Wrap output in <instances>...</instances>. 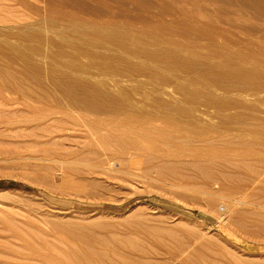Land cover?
Instances as JSON below:
<instances>
[{"label":"rangeland","instance_id":"rangeland-1","mask_svg":"<svg viewBox=\"0 0 264 264\" xmlns=\"http://www.w3.org/2000/svg\"><path fill=\"white\" fill-rule=\"evenodd\" d=\"M134 1L0 0V264H264V177L253 176L255 167L259 166L257 160L264 159V82L258 80L264 73L257 74L260 77L252 74L258 80L253 84L256 88L253 90L254 78L248 73L251 79L245 78L246 74L243 73H237L239 77L232 76V80L228 74L218 78L211 74L214 78L211 75L209 77L214 80H207L209 87L206 82L207 85L196 82L193 77L195 74L181 72L187 68L181 66L182 69L173 74L164 62L160 66L157 62L134 56L135 62L145 64L147 74L127 77L119 83L109 75L94 73V70L103 69L100 65L97 67L98 64L88 71H78L63 63L67 61L72 64L76 61L80 64L79 60L72 57V53H77V50L69 41L83 40L93 28H131L133 34L142 37L143 32L153 30L148 23H153L152 19L165 24L170 22L172 16L185 17L183 22L190 24H196L193 19L196 15V18H206V21L214 23V27H206L207 30L221 40L224 37L230 43L234 41L233 46L238 47V44L251 39L252 43L248 44L261 46V42H264V14L261 11L263 15L259 11L254 12L256 7L253 5V9L250 5L242 6L238 0H231L232 6L228 0ZM193 1L197 4L208 3L210 9L205 10L199 4H193ZM136 2L140 7L135 6ZM150 3L154 8L147 6ZM151 11L154 13L150 14ZM228 16L230 20L233 18L234 22L237 21L236 24L233 22L235 26L232 20L229 22ZM246 30L252 32L253 36L257 33L253 37L255 43L252 34ZM219 31L225 32L223 37ZM259 31H262L263 39L259 37ZM148 46L155 48L153 45ZM103 51L116 54L114 50ZM186 54V57L189 56ZM86 55L81 56L80 60L89 62L90 58H94ZM169 56L173 58L174 55ZM96 60L97 57L94 62ZM203 60L198 62L207 64ZM217 61V65L225 69V65L221 66V61ZM201 62L195 63L202 66ZM237 62L233 64L234 69L244 65L243 69L249 71L254 67L253 63L242 65ZM261 65L259 67L264 72ZM150 67L156 70V75ZM234 69L231 68L232 72H236ZM53 70L58 73L72 72L90 77L93 81L103 80L104 85L96 81L94 83L104 87L101 89L98 85L101 91L109 90L106 93L94 91V101L95 96L110 94V91L113 94L129 91L132 96L136 94L135 100L143 92L149 96L156 94L163 97L170 103L158 108V113L164 117V114L167 116L171 112L169 115L175 116L182 126L177 127L173 121L169 123L158 119L147 123L150 128L157 126V129L148 131L145 138L139 136L137 144H122V140L126 142L123 137L126 140L132 137L122 125L98 124L99 127L94 128V125L85 124L84 121H80L83 125L67 121L54 122L53 118L57 114L64 118L82 115L88 119L94 114L72 111L54 104V95L64 100L66 98L63 89L55 82ZM34 75L41 82L35 80ZM220 80L222 83L215 85L214 82ZM248 82L250 92L245 86ZM182 85L184 89L180 90ZM203 87L209 90L204 92ZM187 90L188 93L185 92ZM217 92L220 95L225 93L220 98L227 99L226 102L219 101ZM237 92L241 95H236ZM203 93L211 95L214 100L217 98L218 105L227 108V113L225 109H220L225 115L229 113L230 120L233 118L231 112H237L233 115L237 114L238 118L234 116L231 123L226 117L228 125L225 123V128L217 129L215 125L204 130V135L209 139H201V136L196 137L187 132L190 126L188 122H196L199 118L204 124L211 122L223 123L222 127L225 125V119H222L225 115H220L221 111L216 110L219 107L217 104L208 103V106H213L209 108L200 101L203 107L206 105L205 110L199 104L196 105L198 99L194 98L196 101L191 100L190 103L183 100V97H189L187 95L202 96ZM143 96H139V99ZM232 96L236 98L234 102ZM237 96L242 104L238 102ZM221 103L225 104L222 106ZM229 104L230 108L227 107ZM173 106H181L186 110H177V113ZM187 110H191L189 112L195 117ZM242 111L247 119L249 117L248 120L246 116L242 118ZM250 113L254 116L250 117ZM245 124H252L247 127L254 130H243L246 129ZM75 126L78 127L75 129ZM98 132H109L111 135L107 140H102ZM66 144H75L72 145L75 147H66ZM195 163L198 164L196 168ZM203 165H209L208 169L213 172L214 179L217 177V182L214 179L209 182L204 178L199 168ZM220 170L226 178L221 174L218 176ZM214 185L216 189L212 188Z\"/></svg>","mask_w":264,"mask_h":264},{"label":"bare ground","instance_id":"bare-ground-1","mask_svg":"<svg viewBox=\"0 0 264 264\" xmlns=\"http://www.w3.org/2000/svg\"><path fill=\"white\" fill-rule=\"evenodd\" d=\"M126 1V0H125ZM132 2L131 3H134L135 1L134 0H131ZM142 1H144V0H142ZM192 1V0H191ZM224 1V0H223ZM229 2H230V6H232L231 5V0H228ZM240 3H241V5L242 6H245V5H250V8H252V6L251 5H253L254 7H256V9H258V10H256L255 8H254V12H256V11H261L263 14H264V0H238ZM128 2V1H127ZM130 2V1H129ZM161 2V1H160ZM160 2L158 3V4H160ZM185 2V1H184ZM225 2H227V1H225ZM228 2V3H229ZM137 4H135V6H139L138 5V2H136ZM145 3V2H144ZM147 3H149V2H146V4ZM232 3H234V2H232ZM153 4H155V3H153ZM162 4V3H161ZM193 4H196V5H198L199 4V6L201 7V8H203V9H205V10H208V9H210V7H209V4L208 3H195V1H193ZM234 4H237V3H234ZM102 5V4H101ZM100 5V8H102V6ZM105 5V4H104ZM128 5H129V3H128ZM141 5V4H140ZM180 5H181V3H180ZM184 5V4H183ZM238 5V4H237ZM240 5V6H241ZM134 6V5H133ZM134 6V7H135ZM147 6H151V7H153L152 5H151V3L149 4V5H147ZM157 6H159V5H157ZM156 6V7H157ZM164 6V5H163ZM162 6V7H163ZM104 7V6H103ZM105 7H107V6H105ZM126 7V6H125ZM140 7V6H139ZM142 8H143V6H141ZM150 7V8H151ZM160 7V6H159ZM237 7V6H236ZM249 7V6H248ZM147 8V7H146ZM149 8V7H148ZM154 8V7H153ZM153 8H151V10H156V9H153ZM158 8V7H157ZM242 8V7H241ZM102 9H104V8H102ZM114 9V8H113ZM126 9V8H125ZM130 9V8H129ZM137 9V8H136ZM163 9V8H162ZM166 9V8H165ZM238 9V8H237ZM249 8H247V10H248ZM253 9V8H252ZM251 9V10H252ZM120 10V9H119ZM127 10V9H126ZM132 10V9H131ZM131 10H130V12H131ZM159 10H160V8H159ZM233 12H236V11H234V8H232L231 9ZM231 10H229V12H231ZM244 9H242V11H243ZM91 11V10H90ZM106 11V10H105ZM111 11V10H110ZM141 11H142V9H141ZM160 11H162V10H160ZM240 11V10H239ZM130 12H129V14H130ZM134 12H136V11H134ZM138 12V11H137ZM140 12V11H139ZM138 12V13H139ZM147 12H148V10H147ZM226 12H228V11H226ZM228 12V13H229ZM259 12H257V13H259ZM260 12V14L261 15H263L262 13ZM118 13V12H117ZM137 13V14H138ZM152 13H154V12H150V14H152ZM239 13V12H238ZM251 13V12H250ZM141 14H142V12H141ZM146 14V13H145ZM145 14H143L144 16H145ZM147 14H149V13H147ZM192 14V13H191ZM194 14V13H193ZM253 14V13H252ZM259 14V15H260ZM130 15H132V14H130ZM157 15H159V14H157ZM206 15H208V14H206ZM239 15H240V13H239ZM248 15H249V13H248ZM257 15V14H256ZM147 16V15H146ZM225 16V15H224ZM227 16V15H226ZM230 16V15H229ZM228 16V20H229V22L233 19H231L230 20V17ZM243 16H245L244 14H243ZM242 16V17H243ZM251 16V15H250ZM254 16V15H253ZM264 16V15H263ZM196 17H197V15H196ZM193 18L195 21H196V24H194L195 22H193V24H190L189 22L188 23H185V22H183L184 20H185V17H180V18H178V16H172L171 17V19H170V22L169 23H165V24H160V23H158V22H156V20H154V19H152L153 20V23H151V22H148L150 25H151V28L153 29L152 31H149V32H143L141 35H142V37H140L139 35H137V34H133L131 31H132V29L131 28H127V29H125L124 30V28L123 29H120L119 27H113V28H109V29H103V28H100V29H95L94 30V28L91 30V32L90 33H88L87 35V37H83V40H78L79 42H74V41H69V44L73 47V48H75L76 50H77V53H72V57L73 58H75L76 60H79V63L80 64H78L76 61H73V63L72 64H69L67 61H62L63 63H64V65H69L71 68H74V69H77L78 71H88V70H90L91 68H93V66H95V64H98V66L97 67H99V65H100V67L101 68H103L102 70H100V71H95L94 70V73H97V74H104V75H109L110 77H112L113 79H114V81L115 82H121V80H124L125 78H127V77H138V76H142V75H146L147 74V69L145 68V64L143 65L142 63L143 62H135L134 60H133V56L134 57H139L140 59H148V60H151V61H153V62H157L159 65H160V63L161 62H164L163 64H166L167 66H166V68H168V70H169V72H172L173 74H177V72H178V70L180 69H182L183 67L184 68H187V69H185L184 71L183 70H181V72H183V73H185V72H187V75H188V73L189 74H195V76H193V75H190L191 77L193 76L194 78H195V80H196V82H198L199 84H202V83H204L205 84V82L207 83V80L208 79H210V77H209V75H215V77H217V76H221V75H225V74H228V75H231V76H228V77H232V76H237L239 73H243V75L244 74H246L244 77L246 78H250V77H248V75H247V73L248 74H251V76H253V83H252V86H253V90L254 89H256V88H254V82H258V80H260L261 79V81H263L264 82V80H262L263 79V75H261V77H260V75H257V74H261V73H264V72H262L261 71V69H260V65L261 66H263V68H264V45H263V43L264 42H261V46H259L258 44V46H256L254 43H255V41L256 40H254L255 38H253V37H256L257 36V33H256V36H253L254 34L251 32H248L247 30V32H248V34L250 33V34H252V36H251V38H253V44L254 45H250V44H248V42L249 43H252V41H251V39L248 37V40L250 39V41H248L247 43H244V44H238V43H240L241 42V40H246V38L245 39H240L239 40V42H238V40H237V44H238V47H237V45L236 46H233V43H234V41L233 42H231L232 43V45H231V43L228 41V40H226V39H223L224 37H223V35H224V31H219V33L222 35V40L219 38V37H217V36H215V35H213L212 33H210L208 30H207V28L206 27H214V23L212 22V21H206L205 19L203 20L202 18ZM209 17L211 18V15H209ZM252 17V16H251ZM255 17V16H254ZM50 18V17H49ZM120 18V17H119ZM189 18V17H188ZM60 19V18H59ZM213 18H211V20H212ZM51 20V19H50ZM111 20V19H110ZM139 20V19H138ZM146 20V19H145ZM234 20V19H233ZM231 21L232 22V25H233V22L234 21ZM54 21V20H53ZM125 21V20H124ZM164 21V20H163ZM222 21L223 22H226L225 20H224V18H222ZM55 22V21H54ZM65 22V21H64ZM111 22V21H110ZM132 22V21H131ZM146 22V21H145ZM230 22V23H231ZM235 22H237V21H235ZM234 22V23H235ZM53 23V22H52ZM51 23V24H52ZM83 23V22H82ZM228 23V22H227ZM236 24V23H235ZM235 24L233 25V26H235ZM238 24V23H237ZM102 25V24H101ZM238 25H240V23L238 24ZM28 26V25H27ZM107 26V25H106ZM109 26V25H108ZM107 26V27H108ZM243 26V25H242ZM60 27V26H59ZM64 27V26H63ZM72 27V26H71ZM76 27V26H75ZM110 27V26H109ZM132 27V26H131ZM237 27H241V26H237ZM251 27V26H250ZM254 27V26H253ZM66 28V27H65ZM69 28H70V25H69ZM220 28V27H219ZM245 27H243V29H244ZM247 28V27H246ZM256 28V27H255ZM134 29V28H133ZM234 29V28H233ZM251 29V28H250ZM72 30V29H71ZM259 30V29H258ZM260 30H262V29H260ZM264 30V29H263ZM211 31V30H210ZM142 32V31H141ZM262 31H259V33L258 34H260ZM264 32V31H263ZM213 33H214V31H213ZM58 34V33H57ZM220 34H218V35H220ZM245 34H246V32H245ZM262 35V33L259 35V37ZM145 36H147V38L145 37ZM195 36V37H194ZM249 36V35H248ZM262 37V36H261ZM260 37V38H261ZM234 38V37H233ZM79 39V38H78ZM228 39V38H227ZM231 39H232V37H231ZM239 39V38H238ZM257 39V38H256ZM262 39H263V37H262ZM230 40V39H229ZM233 40V39H232ZM235 40H236V38H235ZM264 40V39H263ZM258 41V40H257ZM243 42H245V41H243ZM242 42V43H243ZM235 43V44H236ZM260 43V42H259ZM234 44V45H235ZM148 45H153V46H155V48H150ZM168 45V46H167ZM202 46L205 48H203L204 50H202L201 49V51H197V49L198 48H202ZM230 46H233V47H230ZM49 48V47H48ZM114 50L115 52H116V54L114 53V52H112V53H107V52H105V51H103V50ZM35 51V50H34ZM33 51V52H34ZM119 51V52H118ZM38 52V51H37ZM95 52V53H94ZM118 52V53H117ZM18 53V52H17ZM114 53V54H113ZM184 53L186 54H189V56L187 55V57L184 55ZM84 54H87L88 56L89 55H91L92 57H94L95 59H96V57H97V59L98 60H96V62H94V58L92 59V58H90L91 59V61H90V59H89V62H83V61H81L80 59V57L81 56H84ZM169 54H171V55H174L173 56V58H170V57H172V56H169ZM226 54V55H225ZM19 55V54H18ZM86 55V56H87ZM112 55V56H111ZM27 56V55H26ZM34 56H36V55H34ZM38 56V55H37ZM41 56V55H40ZM168 56H169V58H168ZM43 58V57H42ZM87 58H89V57H87ZM201 58H204L205 60H203V59H201ZM28 59V58H27ZM45 59V58H44ZM198 60H203V62H205L206 61V63L207 64H205L204 65V63H202L201 61V63L203 64L202 66L199 64H196L195 62H197V63H200V62H198ZM217 60H219V61H221L220 63H219V65H225V69L226 68H230L229 70H225V69H221V67H219L218 65H217V63H218V61ZM28 61H31V60H29L28 59ZM236 61H238L237 63H239L240 62V64H242L243 65V63L246 65V63H253L254 64V67H253V69H249V71L247 70V69H243V66H241V67H239L240 66V64H236L239 68H237V66H236V68L237 69H234V62H236ZM52 62V61H51ZM166 62V63H165ZM222 63V64H221ZM51 64V63H50ZM234 64V65H233ZM61 65H63V64H61ZM92 65V66H91ZM161 66V65H160ZM181 66H182V68H181ZM180 67V68H179ZM154 68V67H153ZM163 68V67H162ZM183 68V69H184ZM231 68H233L234 70H236V72H232V70H231ZM245 68H247V66H245ZM248 68H250V67H248ZM56 69V68H55ZM98 69H100V68H98ZM66 70V69H65ZM68 70V69H67ZM150 70H151V67H150ZM155 70V69H154ZM154 70H151V71H153V73L156 71H154ZM230 70H231V72H230ZM26 71H28V70H26ZM17 72V71H16ZM149 73V72H148ZM238 73V74H237ZM35 74V73H34ZM53 74H54V79H55V82L57 83V85H58V87L59 88H61V90L63 89V94H64V96H65V98H66V100H64V98H60L58 95H57V97H56V95H54V104H56L57 105V107L58 106H61L60 108H65V109H69V110H77V111H80V112H85V114H87L86 112H88V113H92V114H94V117H92V118H86V117H84V116H82V115H80L79 113V115L80 116H70V117H61V116H59L58 114H57V112H55V114L54 115H56L54 118H53V120H54V122L56 121V122H62V121H64L63 123H66V121L69 123V122H73L74 124H80L81 125V123H80V121H84L83 123H85V124H89V125H94V128H96L97 126H98V124L99 125H101V124H104V125H112V126H114V125H117V126H119V125H122L123 126V128L125 127V132L127 133V131L128 132H130V134H132V137H130L129 135H128V137H130V139H128V140H126L125 139V137H123V139L126 141V142H124L123 140H122V144H127V143H133V144H137V142L136 141H138L137 140V138L139 137V136H142V137H146L148 134V131H152V129L153 130H156L157 129V126H153V127H149V126H147V123L148 122H154L155 120H158V119H163V120H165V121H167V122H175V124H176V126L177 127H180V126H182V124H181V122H179V121H176V119H175V116H172V115H169V113H171V112H169L168 114H166L167 116H165V112L163 113L164 114V117H163V115H161V114H159L158 113V111H157V109L158 108H161V106L162 105H164V104H169L170 102H168L167 100H165L163 97H160V96H155L156 94H154V96H153V94L151 95V96H149L146 92H143V94H144V96H143V94H141V95H139L140 97L141 96H143L142 98H140L139 99V96L137 97L138 98V100L136 99L135 100V93H132L134 96H132L130 93H129V91L127 92V91H125V90H123V91H125V94L121 91H118V92H114V94L113 93H111V91L110 92H108V93H110V94H106V95H103V94H101L102 96H100V95H98V96H95V101H94V95H92L93 93H94V91H96V92H99V93H101L102 91H104V90H102L101 91V89H103L102 88V86H101V84H98L99 86H101L100 88V90L98 89L99 87H98V85H96L95 83H97V82H99V83H102L103 85H104V81L103 80H91L90 79V77L89 78H87V77H83V76H81V75H79V74H73L72 72H65V71H62V72H60V73H58L57 72V70H53ZM85 74V73H84ZM149 74H151L152 75V72H150ZM155 74V73H154ZM159 74L161 75V73L159 72ZM186 74V73H185ZM252 74H256V76L255 77H260V78H258V80H257V78H255L254 77V75H252ZM2 75V74H1ZM6 75H8V74H6ZM156 75V74H155ZM158 75V74H157ZM160 75H158L159 77H160ZM179 75V74H178ZM211 75V77H213L214 78V76H212ZM154 75H152V77H153ZM180 76V75H179ZM227 76H224L225 78L227 77ZM241 76V75H240ZM250 76V75H249ZM34 79L35 80H37L38 82H41V80H40V78H38V76L37 75H34ZM115 77V78H114ZM147 77V76H146ZM162 77V76H161ZM238 77H239V75H238ZM237 77V78H238ZM155 78H158L157 76L155 77ZM163 78H164V76H163ZM218 78V77H217ZM222 78V80H223V76L221 77ZM220 78V79H221ZM237 78H236V80H237ZM241 78V77H240ZM159 79V78H158ZM168 79V78H167ZM189 79H190V77H189ZM188 79V80H189ZM193 79V78H192ZM231 80L233 79V77L232 78H230ZM251 79V78H250ZM249 79V80H250ZM257 80V81H254V80ZM27 80V79H26ZM149 80V79H148ZM153 80H155L154 78H153ZM152 80V81H153ZM161 81H162V79H160ZM169 80V79H168ZM187 80V79H186ZM210 80H212V79H210ZM209 80V81H210ZM214 80V79H213ZM213 80H212V82H213ZM222 80H220L221 82H214V83H216L215 85H217V83H222ZM228 80V79H227ZM227 80H226V82L225 83H227ZM236 80H234V81H236ZM238 80H239V78H238ZM237 80V81H238ZM248 80V79H247ZM28 81V80H27ZM96 81V82H95ZM160 81V82H161ZM164 81V83H165V80H163ZM171 81V80H170ZM191 81V83H192V80H190ZM194 81V80H193ZM216 81V80H215ZM236 81V82H237ZM243 81H244V79H243ZM251 81V80H250ZM260 81V82H261ZM95 82V83H94ZM172 82H174V81H172ZM211 82V83H212ZM239 82V81H238ZM154 83H155V81H154ZM180 83V82H179ZM194 84H195V81L193 82ZM223 83H224V81H223ZM246 83H247V81H246ZM15 84V83H14ZM96 86H95V85ZM153 84V83H152ZM173 85H174V83H172ZM177 84V83H176ZM194 84H193V86H194ZM208 84V83H207ZM207 84H205V85H207ZM230 84V83H229ZM238 84V83H237ZM236 84V85H237ZM241 84V83H240ZM243 84H244V82H243ZM242 84V85H243ZM119 85H121V83L119 84ZM155 85V84H154ZM157 85V84H156ZM179 85H181V84H179ZM213 85V84H212ZM212 85H211V87H212ZM225 85H227V84H225ZM260 85V84H259ZM264 85V84H263ZM115 86V85H114ZM140 86V85H139ZM201 86V85H200ZM208 86L210 87V85L208 84ZM214 86V85H213ZM223 86V85H222ZM228 86V85H227ZM229 86H232L233 87V84L231 85H229ZM228 86V87H229ZM245 86H250L249 85V82H248V85H245ZM257 86V88H259L258 87V84L256 85ZM261 86V85H260ZM23 87V86H22ZM119 87H121V86H119ZM141 87V86H140ZM154 87V86H153ZM183 87V85L181 86V89L180 90H182V89H184V88H182ZM185 88H187L186 86H184ZM196 87V89H197V86H194V88ZM205 87V86H204ZM203 87V88H204ZM216 87H218V86H216ZM228 87H226V88H228ZM239 87H241V86H239ZM247 87H245V89L247 88ZM251 87V86H250ZM112 88V87H111ZM155 88H157V87H155ZM193 88V87H192ZM191 88V89H192ZM201 88H202V86H201ZM200 88V89H201ZM205 88H207V87H205ZM205 88H204V92L206 91V90H209V89H206L205 90ZM225 88V87H224ZM225 88V89H226ZM229 88H231V87H229ZM228 88V89H229ZM234 88V87H233ZM106 89V88H105ZM123 89V88H122ZM154 89V88H153ZM188 89H190V88H188ZM190 89V90H191ZM216 89V88H215ZM214 89V90H215ZM218 89H219V87H218ZM220 89H221V87H220ZM232 89V88H231ZM238 89V88H237ZM240 90H242L243 89V87H242V89L241 88H239ZM238 89V90H239ZM244 89V90H245ZM262 89H263V87H262ZM261 89V90H262ZM19 90V89H18ZM107 91L109 90V89H106ZM106 90L104 91L105 93H106ZM155 90V89H154ZM157 90V89H156ZM155 90V91H156ZM198 90V89H197ZM223 91H224V89H222ZM233 90H235V89H233ZM249 90V87L247 88V91ZM191 91H195L194 89L193 90H191ZM191 91H189L190 93H191ZM215 91H217V89L215 90ZM219 91V90H218ZM229 91H231V90H229ZM236 91V90H235ZM256 92H257V90H255ZM120 92V93H119ZM181 92H183V91H181ZM185 92H187L188 93V90L187 91H185ZM184 92V93H185ZM197 92H199V91H197ZM201 93H202V91H200ZM211 93H214V92H212V90L210 91ZM209 91H208V93H210ZM220 92H222V91H220ZM225 92H226V90H225ZM239 92H242V91H239ZM239 92H237V93H235L236 95L239 93ZM245 92H246V90H245ZM248 92H250V90L248 91ZM255 92V93H256ZM258 92H259V90H258ZM263 93H264V91H262ZM82 95H81V94ZM103 93V92H102ZM115 93H116V95H115ZM117 93H119L118 95H117ZM121 93H123V95H121ZM142 93V92H141ZM184 93H182V94H184ZM218 93V92H217ZM229 93V92H228ZM227 93V94H228ZM252 93V92H251ZM146 94V95H145ZM193 94V93H192ZM204 94V93H203ZM202 94V96H201V94L199 95V94H197L196 96L195 95H187V96H189V97H185V99H184V97H183V100L184 101H187L188 103H190V101L191 100H193L194 98L195 99H198L197 101H198V103H196V105L198 106V104L200 103V101H202L201 103H204V104H207V106H208V103H211L212 105H213V103L214 104H220V103H218L217 101V98H215V100L213 99V98H211L210 96H207V94H204L203 95ZM219 94V93H218ZM217 94V95H218ZM223 93H221V95H222ZM227 94H226V96H227ZM234 94V93H233ZM240 95H241V93H239ZM238 94V95H239ZM244 94V93H243ZM254 94V93H253ZM252 94V95H253ZM259 94V93H258ZM258 94H255V95H258ZM121 95V96H120ZM200 97H199V96ZM220 95V94H219ZM218 95V96H219ZM221 95L219 96V101L221 100ZM224 95H225V93L223 94V97H224ZM229 95V94H228ZM230 95H231V93H230ZM254 95V96H255ZM261 95V94H260ZM259 95V96H260ZM186 96V95H185ZM213 96H214V94H213ZM216 96V95H215ZM214 96V97H215ZM225 96V97H226ZM235 96V95H234ZM196 97H199V98H196ZM202 97V98H201ZM229 97H231V96H228V98ZM233 97V96H232ZM238 98H237V100H239L240 98H239V96H237ZM233 99V102H234V99H236V98H232ZM262 99H264V98H262ZM217 100V101H216ZM223 100H225V101H223ZM226 100L227 99H222L220 102H226ZM229 100V99H228ZM241 100V99H240ZM240 100L238 101L240 104H242L241 102H240ZM194 101H196V100H193V102ZM230 101V100H229ZM53 102V101H52ZM233 102H231L230 101V103H233ZM238 102L236 103V104H238ZM221 103V104H222ZM203 104V105H204ZM225 104V103H224ZM224 104H222V106L224 105ZM211 105V106H212ZM244 105V104H243ZM194 106V105H193ZM199 106L200 107H203L202 106V104H199ZM206 106V105H205ZM205 106L203 107V108H205ZM211 106H208L209 108L211 107ZM216 106V105H215ZM219 107L218 108H216V110L218 109L219 111H223V109H225L226 107H220V105H218ZM226 106V105H225ZM230 104H229V106L227 105V107H229L230 108ZM239 106V105H238ZM246 106V105H245ZM53 107H54V105H53ZM196 106H194V108H195ZM207 107V108H208ZM213 107V106H212ZM211 107V108H212ZM173 108H174V110L177 112V110L178 111H181V112H184L186 109L185 108H183V107H181V106H177V107H175V106H173ZM199 107H197V109H198ZM220 108H223V109H220ZM234 108V107H233ZM227 109V108H226ZM225 109V110H226ZM254 109V108H253ZM258 109V108H257ZM55 110V109H54ZM53 110V111H54ZM72 110V111H73ZM192 110V109H191ZM191 110H187V112H189V111H191ZM205 110H206V108H205ZM209 111H210V109H208ZM224 110V112L225 113H227V111L228 110H226L225 111ZM236 110V109H235ZM50 111V110H49ZM58 111H60L59 109H58ZM76 111V112H77ZM202 111V110H201ZM203 111H204V109H203ZM202 111V112H203ZM222 111H221V113H220V115L221 114H223V116L225 115L224 114V112L222 113ZM251 111V110H250ZM255 111H256V109H255ZM254 110L252 111V112H255ZM51 112V111H50ZM69 112V111H68ZM191 112H193V110L191 111ZM216 113H217V111H215ZM214 112V113H215ZM229 112H231V111H229ZM238 112H239V110H238ZM66 113V112H65ZM175 113V112H174ZM178 113V112H177ZM190 113V112H189ZM232 113V116H233V118L230 120V118H228L229 117V113L227 114V115H225L223 118H222V116H219V117H221L222 119H225L224 120V124L226 123L227 125H228V123L227 122H225L226 121V117L228 118V120H230V122L232 123L233 121V119H235V118H237V114L236 115H233V114H235V113H237V112H231ZM243 113H245V112H243L242 111V115H243ZM246 113H249V111H246ZM191 114V113H190ZM189 114V115H190ZM253 114V113H252ZM52 115V114H51ZM193 114H191V116H192ZM196 115V114H195ZM216 115V114H215ZM241 115V116H242ZM86 116V115H85ZM217 116V117H218ZM231 116V115H230ZM234 116H236L235 118H234ZM246 116V117H245ZM253 116H254V114H253ZM252 115H251V113H250V117H253ZM52 117V116H51ZM84 117V118H83ZM192 117H195V116H192ZM196 117H198L197 115H196ZM243 117H245L246 118V120H248L249 119V117H248V119H247V115H243L242 116V118ZM83 120H82V119ZM199 118V117H198ZM255 118H256V116H255ZM255 118H253V119H255ZM238 119V118H237ZM252 119V118H251ZM194 120V119H193ZM220 120V119H219ZM245 119H243V121H244ZM246 120L244 121V123H246ZM192 121V120H191ZM191 121H189L188 122V124L190 125L188 128H187V132H189L190 134H192V135H194V136H196V137H200L201 136V139H209L210 137H207L206 138V136L204 135V133H203V131L204 130H207V129H209L211 126H217L216 128L217 129H222V128H225V127H227V125L225 126L224 125V127H222L223 126V123H218V124H214V123H212V124H210L211 122H209V123H205L204 124V122H202V120H200V118H199V120L198 121H193V122H191ZM235 121V120H234ZM222 122V121H221ZM237 122V121H236ZM248 122V121H247ZM83 123H82V125H83ZM243 123V124H244ZM249 123V122H248ZM236 124V123H235ZM247 124V123H246ZM246 124H245V126H246ZM64 125V124H63ZM237 125H239V124H237ZM236 125V126H237ZM249 125V124H248ZM247 125V126H248ZM250 125H252V124H250ZM249 125V126H250ZM231 126H234V125H230V127ZM236 126H234V128L236 127ZM246 126V129H243V130H254L253 128H248ZM70 127V126H69ZM78 126H75V129L77 128ZM99 127V126H98ZM103 128H104V126H102ZM101 127V128H102ZM238 127H240V126H237V128ZM251 127V126H250ZM63 128H67L66 126L64 127L63 126ZM233 128V127H232ZM248 128V129H247ZM74 129V128H73ZM240 129V128H239ZM160 131V130H159ZM94 133H96V131H94ZM124 133V132H123ZM121 134V133H120ZM127 134H129V133H127ZM127 134H126V136H127ZM58 135H61V133L60 132H58ZM110 133L109 132H107V133H99L98 132V136L103 140H107V138L108 137H110ZM116 135V134H115ZM124 135V134H123ZM118 136V135H117ZM125 136V135H124ZM191 136V135H190ZM119 137V136H118ZM191 137H193V136H191ZM214 137V136H213ZM213 137H211V138H213ZM120 138V137H119ZM118 138V139H119ZM135 138H136V140H135ZM189 138V137H188ZM167 139V138H166ZM190 140V139H189ZM119 141H120V139H119ZM64 143V142H63ZM167 143H169V141L167 142ZM60 144V143H59ZM65 144V143H64ZM63 144V145H64ZM72 145H75V144H72ZM72 145H67L66 144V147H75V146H72ZM72 149H74V148H72ZM72 152V151H71ZM196 153H197V151H196ZM234 153V152H233ZM213 154V153H212ZM214 156V155H213ZM210 158V157H209ZM254 158H258V157H254ZM192 159V158H191ZM200 159V158H199ZM198 159V160H199ZM251 159V158H250ZM253 160V159H252ZM251 160V161H252ZM255 160V159H254ZM256 161V160H255ZM257 162L259 163V166L258 167H255V169H254V171H253V176H254V178H262V177H264V159H258L257 160ZM221 163V162H220ZM195 166V168H196V166L198 167V164L197 163H195L194 164ZM250 166V165H249ZM199 168H200V172H202V174H203V176H204V178H206L209 182H210V180H213L214 179V174H213V172L211 171V170H209L208 168H209V165H203V166H199ZM233 171V170H232ZM222 173V171L220 170V172H219V174H218V176L220 175ZM236 173H238V172H236ZM221 175H224V177H225V174L223 173V174H221ZM217 178V177H216ZM215 178V179H216ZM226 178V177H225ZM193 179V178H192ZM214 179V182H217V180H215ZM219 179H221V178H219ZM257 180H259V179H257ZM193 181V180H192ZM260 181V180H259ZM255 184V183H254ZM191 185V184H190ZM211 185V184H210ZM213 185V184H212ZM215 185H217V183L215 184ZM215 185L212 187V188H214L215 187ZM218 187V186H217ZM210 188H211V186H210ZM251 188H252V186H251ZM250 188V189H251ZM214 189H216V188H214ZM253 189V188H252ZM206 190V189H205ZM223 190V188H221V190L220 191H222ZM225 190V189H224ZM217 192H219V190L217 191ZM245 192V191H244ZM204 194V193H203ZM245 194H246V192H245ZM247 196H249V195H247ZM226 201V200H225ZM237 201H239V200H237ZM241 201V200H240ZM228 202V201H227ZM232 202V201H231ZM231 202H229V203H231ZM226 203V202H225ZM225 203H224V205H225ZM241 203V202H240ZM233 204V203H232ZM235 204V203H234ZM236 204L238 205V203L236 202ZM223 205V204H222ZM227 205H228V203H227ZM230 205V204H229ZM233 209V208H232ZM229 210V209H228ZM230 211V210H229ZM228 211V212H229ZM231 212V211H230ZM229 217H231V214H230V216ZM210 235V234H209ZM214 237V236H213ZM196 238V237H195ZM201 241V240H200ZM228 244V243H227ZM136 247V246H135ZM218 253V252H217ZM216 253V254H217ZM219 254V253H218ZM208 255V254H207ZM109 257H110V255H109ZM233 257V256H232ZM120 258H121V256H120ZM234 258V257H233ZM113 259H116V258H113ZM123 259V258H122ZM147 259H148V257H147ZM111 260V259H110ZM118 260V259H117ZM126 259H124V261H125ZM214 260V259H213ZM220 260V259H219ZM115 261V260H114ZM215 261V260H214ZM120 262V261H119ZM236 262H237V260H236ZM128 263V262H127ZM215 263H216V261H215ZM115 264V263H114ZM219 264V263H218Z\"/></svg>","mask_w":264,"mask_h":264}]
</instances>
